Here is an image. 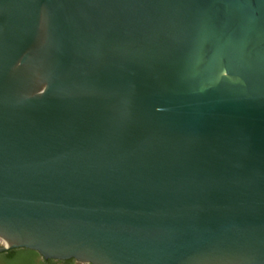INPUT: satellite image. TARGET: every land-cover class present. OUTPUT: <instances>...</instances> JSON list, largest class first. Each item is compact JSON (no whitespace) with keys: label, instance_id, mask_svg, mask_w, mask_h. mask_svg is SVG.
<instances>
[{"label":"water","instance_id":"water-1","mask_svg":"<svg viewBox=\"0 0 264 264\" xmlns=\"http://www.w3.org/2000/svg\"><path fill=\"white\" fill-rule=\"evenodd\" d=\"M0 239L264 264V0H0Z\"/></svg>","mask_w":264,"mask_h":264},{"label":"trees","instance_id":"trees-1","mask_svg":"<svg viewBox=\"0 0 264 264\" xmlns=\"http://www.w3.org/2000/svg\"><path fill=\"white\" fill-rule=\"evenodd\" d=\"M54 260H42L37 253L26 249H13L0 253V264H55ZM73 261L61 263L71 264Z\"/></svg>","mask_w":264,"mask_h":264},{"label":"rangeland","instance_id":"rangeland-1","mask_svg":"<svg viewBox=\"0 0 264 264\" xmlns=\"http://www.w3.org/2000/svg\"><path fill=\"white\" fill-rule=\"evenodd\" d=\"M1 245V244H0ZM55 264H64V263H61V261H57ZM71 264H81V263H75V262H72Z\"/></svg>","mask_w":264,"mask_h":264},{"label":"bare ground","instance_id":"bare-ground-1","mask_svg":"<svg viewBox=\"0 0 264 264\" xmlns=\"http://www.w3.org/2000/svg\"><path fill=\"white\" fill-rule=\"evenodd\" d=\"M0 244H3V245L5 244L4 241H3L2 239H0Z\"/></svg>","mask_w":264,"mask_h":264}]
</instances>
